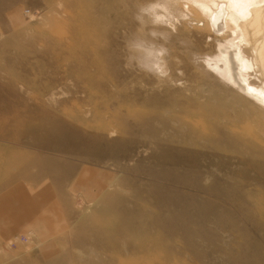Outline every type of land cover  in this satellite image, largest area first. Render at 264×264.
Wrapping results in <instances>:
<instances>
[{
    "label": "rangeland",
    "instance_id": "obj_1",
    "mask_svg": "<svg viewBox=\"0 0 264 264\" xmlns=\"http://www.w3.org/2000/svg\"><path fill=\"white\" fill-rule=\"evenodd\" d=\"M263 41L264 0H0V189L105 175L0 264H264Z\"/></svg>",
    "mask_w": 264,
    "mask_h": 264
},
{
    "label": "crops",
    "instance_id": "obj_2",
    "mask_svg": "<svg viewBox=\"0 0 264 264\" xmlns=\"http://www.w3.org/2000/svg\"><path fill=\"white\" fill-rule=\"evenodd\" d=\"M103 172L98 167L60 160L53 169L17 168L0 189V241L32 232L45 246L60 247L74 196L90 199L99 177L105 176Z\"/></svg>",
    "mask_w": 264,
    "mask_h": 264
},
{
    "label": "bare ground",
    "instance_id": "obj_3",
    "mask_svg": "<svg viewBox=\"0 0 264 264\" xmlns=\"http://www.w3.org/2000/svg\"><path fill=\"white\" fill-rule=\"evenodd\" d=\"M257 7H259V6H257ZM253 8V7H252ZM256 8V7H255ZM260 8V7H259ZM260 13H259V11H257V10H255L254 11V15H253V17L250 19V21H249V25H251L252 26V28L255 26V29H257V27H258V24L260 23ZM250 16H252V15H250ZM250 16H249V18H250ZM263 19V18H262ZM245 21V20H244ZM247 21V20H246ZM248 22V21H247ZM241 23V22H240ZM242 25L243 24H245L244 22L243 23H241ZM248 26V25H247ZM259 26H262V25H260L259 24ZM243 27V26H242ZM252 34H254V32L252 33ZM259 44V43H258ZM258 53H259V57H260V59H261V61H263L264 60V41H263V43L260 45V47L258 48ZM256 91V90H255ZM258 92V91H257ZM256 93V92H255ZM254 93V94H255ZM258 96V95H257ZM259 97H260V95H259ZM262 97V96H261Z\"/></svg>",
    "mask_w": 264,
    "mask_h": 264
},
{
    "label": "built area",
    "instance_id": "obj_4",
    "mask_svg": "<svg viewBox=\"0 0 264 264\" xmlns=\"http://www.w3.org/2000/svg\"><path fill=\"white\" fill-rule=\"evenodd\" d=\"M25 13L29 12V10H24ZM33 241V236L30 232L24 233V234H18V236L11 237V239L8 241V244L13 246L18 242H23L25 244Z\"/></svg>",
    "mask_w": 264,
    "mask_h": 264
}]
</instances>
